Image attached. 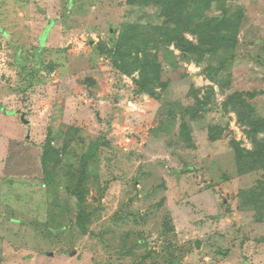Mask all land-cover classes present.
<instances>
[{
    "label": "rangeland",
    "instance_id": "obj_1",
    "mask_svg": "<svg viewBox=\"0 0 264 264\" xmlns=\"http://www.w3.org/2000/svg\"><path fill=\"white\" fill-rule=\"evenodd\" d=\"M162 13L0 0V264H264V175L240 172L237 150L253 143L225 107L241 93L264 120V0L205 11L242 16L233 50L198 60L162 46L159 99L113 50L128 23L164 24ZM81 172L84 202L72 194Z\"/></svg>",
    "mask_w": 264,
    "mask_h": 264
},
{
    "label": "trees",
    "instance_id": "obj_2",
    "mask_svg": "<svg viewBox=\"0 0 264 264\" xmlns=\"http://www.w3.org/2000/svg\"><path fill=\"white\" fill-rule=\"evenodd\" d=\"M214 1L235 0H128L129 4L141 7L149 4L159 5L165 17L164 24L153 26L128 23L127 30L121 34L113 50V61L120 71L128 75L139 71V77L135 82L140 94L160 99L163 93L158 91V88L165 91L168 87L169 82L163 79L164 69L158 57V50L162 46H174L182 55L195 56L198 60H202L208 53L216 54L236 48L242 16L238 14L230 18L223 14L218 18L204 19L205 11ZM184 12L185 16L182 15ZM186 33L195 35L198 40L196 42L190 40ZM153 50L157 52L153 53ZM196 104L199 108L209 107L202 100ZM229 105L233 106L241 123L247 127V134L253 143L252 149L237 150L239 170L241 173L260 171L264 175V137L260 136L264 132V120L251 111L241 93L230 96L225 107ZM220 133L214 127L211 128L213 140H217ZM50 142L44 148L42 156V165L48 175L47 160L51 152H57ZM85 180V173L81 172L72 191L80 202L85 200ZM88 218L83 212L79 214V225L84 232H88L86 226Z\"/></svg>",
    "mask_w": 264,
    "mask_h": 264
}]
</instances>
